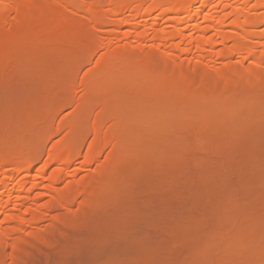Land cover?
<instances>
[{"label":"bare ground","instance_id":"1","mask_svg":"<svg viewBox=\"0 0 264 264\" xmlns=\"http://www.w3.org/2000/svg\"><path fill=\"white\" fill-rule=\"evenodd\" d=\"M260 6L263 8L264 0H106L105 3L103 0H0V70L14 67L13 71L15 70V73H10L12 75H9L13 76V74H15L12 78H23L25 79H22L23 82L26 81L28 86L32 85L29 89H25L28 87L19 83L21 86L25 87L23 88L25 91L21 89L22 92L27 93L31 91V89H35L31 92L39 93V91L36 90L39 85L41 87L45 86V89L49 90L42 95H40L41 92L39 95L31 94L35 96L34 100H30V102L27 103L23 102V104L19 102L21 106L18 104L17 107H15L18 101L13 99L11 100L15 102L13 106L3 102L7 107L0 109V248L8 247V256L11 259H15L19 257V253L24 251V248H29L30 245L27 246L29 243L34 244L33 241H37L36 246H39L41 243L38 241H47L51 236L54 237L52 235V233H56L53 232V229H56L54 226H60L62 224V228H69V226L74 227L76 222L74 224L70 223L74 219L71 217V220H69V216L72 215L74 211V208H72V206H74L73 200L77 194L80 196L86 194L93 196L95 194L94 197L98 202L97 200L93 201L97 204L100 203L99 200H101V202L112 206V208L109 209L114 210L119 208L120 206L113 208L112 203H117V200H119L122 194L124 196L120 199H123V197L124 199L133 197L130 194L129 197H125V193L128 194L129 185H134V182L137 181L135 178L139 176V180L144 173L146 175L150 174L155 176V173H158L160 169L157 168L159 164L156 162H166V157H164V155L166 152L168 154L171 153L172 149L170 147L176 149L178 146V149L180 148L183 150L182 147H186V145L183 146L184 144H182L181 141L186 143V141H184L185 139L188 140L186 137H192L190 135L193 133L194 136L201 134L195 131L193 128L194 125L189 122L190 120L187 119L188 117H184L189 109V112H191V109H201L202 107L204 109H201V111L208 109L211 115L221 118L224 117H222V113L224 112V115L226 113H231V115L234 116H239V114H241L239 116L240 118L245 117L242 116L244 115L242 112H247L248 110L246 108L252 109L250 110L251 112L253 111L251 117L254 111H256V115H260L257 112L263 113L264 95L260 93H256L255 95L251 94V97L248 95L250 98L247 99L246 104L244 103L246 99L242 100V98H240V101L237 98L238 101L243 102L239 104L240 102L235 100L236 96L234 100L231 97L229 98V95H226V92H224L226 90L219 86L220 84H225V86L232 84L238 87V85H242L241 82L243 80H247L246 82H252L250 80H253V82H264V80L262 81V79H264L263 72L257 70V67H259L258 64L264 61V28H257L260 30L255 29L257 23L264 22V10L257 11L256 9ZM72 16H75V21L78 22H74L75 25L73 28L72 26L74 23L71 25V30L68 28L69 26H66L64 23H67ZM46 17L51 21L53 19L61 20L64 22L63 25L66 26L65 28H68L69 31L73 33L63 31L65 29L61 28L63 25L59 27L55 26L60 30L48 29L46 25L43 24ZM198 17L202 19L199 20L200 18L198 19ZM109 19L114 22V24H111L112 26L108 22ZM71 20L74 21L73 19ZM12 21L15 23L17 22L16 24L20 23V25L21 23H30L34 25V27L29 24L33 29L29 28L28 30L31 29L30 31L20 33V29L14 30V28L18 29V26H20L19 24L14 28L10 27V22ZM87 24L90 25L87 28L89 30H86L85 26H88ZM43 25L44 28L42 27ZM107 25H110L112 28L105 29L104 27ZM121 27H126V29L122 31V35H120L123 40H120L121 42L118 41L117 47L114 45L115 47L110 48V46L107 45L110 44V42H108L109 40L106 33L113 31L119 33ZM9 29H13L14 32H11ZM100 29L102 30L101 33H104V36L100 34L99 39L96 40V37L93 36L95 34L91 32H95L94 30L99 31ZM74 33L75 35H73ZM84 34H86V36L89 35L86 37V44L80 43L83 44V47L85 45V47L83 48L77 43L78 45H75L76 47L74 46L75 48L73 50L79 53L78 55L75 54L77 56H73L72 59L61 62L53 59H59V56H54L53 58L50 57V61L46 62L44 60L48 59V57H42L40 56L42 54L37 53V51H39L37 48L42 47L41 45H44V47L52 46L54 48L55 46H53V44H57L61 38L67 39L69 37H75L80 39L78 36L81 35V37H85ZM44 40L46 45L42 43ZM70 41L73 42L75 40L71 39ZM95 41H97L99 47H95ZM147 42L149 44H147ZM144 44L148 47H143L145 46ZM59 45L57 44L56 47L61 48ZM101 46H104V51L102 49L103 52L101 51L100 54L96 53L97 55L94 56L95 60L93 61L98 68H91L92 70L90 69L89 72L82 73V76L78 75L80 78L77 77L76 75L79 70L77 71L75 66L78 64L79 58H86V56L80 52L84 50L85 53L87 48L90 47L88 49L90 52L86 51V54H91L90 56H92L98 48V51H100ZM152 47L158 52L156 53V51H153L154 49ZM147 48H149V50H147ZM151 53L156 55L153 56ZM79 55L82 56L80 57ZM230 56L236 58L234 59L233 57V59H229ZM237 56H239V60ZM60 57L62 59L67 58L65 55ZM223 57H226L227 60H223ZM52 60L55 63H53ZM84 60L85 59L81 58L80 62L84 64ZM232 60L235 61L233 62ZM132 61L134 64L130 63ZM50 62H52V64ZM160 63L165 66V70L162 71V75L159 74V77H156L155 80L150 82L151 79L147 72L148 68ZM255 66H257L256 69ZM261 68L263 69L262 66ZM0 75H2V73H0ZM151 76L154 75L152 74ZM3 77L4 76L1 78ZM36 77L42 78L43 82H38V80L41 81V79H36ZM182 77L186 79L183 80V82L180 81ZM76 78L79 79L76 80ZM176 78H178V81ZM9 79H11V77H8V80ZM3 80L6 81V79ZM76 81L78 83H76ZM13 83H16V81L12 82L11 85H17ZM6 84L7 83H5V85ZM201 84H203L202 86L205 87V90L207 89V91H205L206 93L204 92V95L202 94L203 96L201 95V97L198 98L194 97L196 99L191 100L184 98L188 90H192ZM209 84H211V86ZM75 85L78 86V89L83 91V97L78 100L79 104L76 102L78 105L82 104V107L78 106V109H75V111L79 110L80 113L77 114L74 111V116H80L78 118L82 121L77 123L79 119L76 118L75 123H77V125L75 124V127H73L74 123H72L74 121L70 122L76 132L68 129L65 130L60 120H56V123L53 121L54 116H57L58 110L63 111L62 107L65 105V102L70 100L73 101L72 94L75 92ZM13 87L18 88L17 86ZM218 87L221 90H219ZM0 88L4 87L2 86ZM7 88L8 89H5L6 91L15 90L11 89L10 86ZM144 93H148L147 95L152 93L154 95L156 94V96H152L157 101L153 100L151 103L154 104H152V106L150 105L151 107H149L151 103L144 105L146 103L143 102L144 99H142ZM3 95H5V93ZM3 95H1V97H3ZM186 96L188 97V95ZM6 97H3L1 100H4ZM244 104L246 106L248 104L249 106L246 107ZM240 105H244L242 107L245 108L246 111L241 110L243 108H240ZM81 108H83V110ZM129 111L133 112L131 113ZM135 111L138 112V114H135ZM68 112H66V114ZM75 113L77 115H75ZM130 114L131 116L134 115V117H131ZM162 114L167 116H164L165 118H168L167 121L164 119L166 125L170 123L168 121L172 122L171 124L173 125H171V127L166 128V125L163 126L162 124L164 121L159 122L161 120H159V118ZM246 116L248 117L250 114H246ZM238 118L234 117V119H237L234 123L240 122H236ZM228 119L227 117V120ZM230 119L233 120V118ZM79 123L81 124L80 127L78 126ZM159 123L160 125L162 124L161 127L165 128H161ZM205 123V125H207L206 120ZM167 126L170 125L168 124ZM203 127L200 128V131ZM210 127L207 129L209 130ZM154 128H156L157 131H154L155 133L151 135L150 132H153L152 129ZM207 129L205 126L202 132H205ZM201 137L205 139L203 135ZM202 138L197 139L202 141ZM206 140L209 139L206 138ZM44 141H47L48 147L46 151H43L45 153L42 158L37 155H40L39 153L42 152L41 150H45L44 148L42 149ZM84 141H86L85 147H80ZM189 141H187V143ZM205 143L202 144L198 150H201L204 145H208V143ZM44 146L46 147V145ZM80 148L84 150H80ZM104 148H107L109 151L101 157ZM204 148L205 147L202 149ZM180 149L178 151L181 152L182 150ZM174 151L175 150L172 152ZM180 152L177 153L180 154ZM188 152L191 151L189 150ZM42 153L41 156H43ZM191 154L192 153L189 155ZM142 155L143 157H140ZM184 155H188L186 151ZM173 156L170 154L168 158H174ZM161 157L163 160L160 159ZM177 157H181L183 160L185 159L184 156L182 157L179 155ZM158 159L159 161H157ZM177 160L179 159L177 158ZM36 162H38V164L35 165ZM174 163L175 161L173 160L172 164ZM148 165L150 167L149 170ZM180 166L183 165L181 164ZM180 166H178L179 169L175 168L177 172L183 169V167L180 168ZM175 170L173 169L174 172ZM160 172L158 174H160ZM157 175L156 177H165V174L162 175V172L161 175ZM170 176L169 178H171ZM132 181L133 183H131ZM93 183L97 187L93 186ZM130 190L132 192V189ZM130 190L128 191L129 193ZM132 193H134V191ZM128 200L126 201L128 202ZM120 203L118 205H120ZM86 205L88 206L89 204ZM99 205H102V203ZM124 208L126 209V206H124ZM229 208H231V206H229ZM243 208L245 209V207ZM58 209L61 213L58 212ZM54 210L57 211L55 212ZM99 210H102V208ZM234 210L232 212H235V214L240 211ZM80 212L81 211H79V213ZM82 212L84 211L82 210ZM108 212L110 211H107V213ZM98 213L104 214V212L98 211L97 215L94 214L95 217L92 215L91 217L96 218V216L102 215ZM112 213L114 212H111V214ZM50 215L54 216L52 223ZM47 216H49V218ZM232 216L236 218V215L234 216L233 213ZM46 217L50 219V222H48L49 220L45 222L49 223L48 227L52 226V230L46 229V224L45 228L41 225V222L46 219ZM103 218L105 217H102V219ZM54 219H56V221ZM239 219L243 218L241 217ZM57 220L61 223L58 224ZM78 220L81 219L79 218ZM108 220L109 218L107 221ZM102 221H105V219ZM241 221H246V219ZM241 221L239 220V222ZM258 221L257 219V222ZM80 222L81 221H79V223ZM249 222L252 223L253 221ZM258 223H260V221ZM63 224L67 226L64 225L63 227ZM237 224L239 225L238 222ZM91 226H93V224ZM232 226H236L235 221ZM260 226L261 224H259V227ZM263 227L264 226L261 228ZM227 228L231 227L227 226ZM65 232L64 234H66ZM226 233L229 232L226 230ZM56 235L57 234H55V236ZM78 235L80 234L78 233ZM213 235L214 234H211L214 238L215 235ZM238 235L250 238L254 236H247L242 233ZM238 235L237 238L239 237ZM73 237L70 236L69 238ZM208 238L209 236H207L206 241L204 240L206 244L215 240L212 239L207 243ZM250 238H248L249 241L255 240V237L252 240H250ZM66 239L69 241L68 238ZM263 239L264 238L261 240L257 239L256 242L258 240L262 241ZM229 240L230 242L226 244L224 250L221 247L223 251L226 250L224 253L229 254L231 250L228 251V249L234 246L237 247L239 244L241 245L238 246L239 248L242 247L243 249L250 250L247 252L248 254H244L248 257L251 255H249V253H252V249L254 248L252 247L249 249V247L256 243L254 241V244L252 242H246L245 240H247V238H243L242 242L240 241L241 244L238 240V243L235 240ZM243 240L250 244H247V247L249 246L248 248L244 247L246 243L244 244ZM232 242H235V245ZM47 244L51 243L48 241L41 246H46ZM202 247L204 246L202 245L201 248ZM207 247L208 246H206V248ZM212 247H208V249L205 250H210L209 248L212 249ZM236 247L235 249H237ZM199 248L200 247L194 249H196L197 252ZM215 248L219 249L217 246H215ZM191 249L188 250L192 253V255L189 254V256L193 258V255L196 253L191 252ZM256 249L260 250L259 247H256L254 252H256ZM205 250L202 249V253H204ZM262 250L264 253V249ZM215 251L217 250L213 248V252ZM219 251L221 252V250H218V254ZM209 254H206L207 257H210ZM218 254L212 255L214 257ZM202 256L204 257L205 255ZM199 257L196 256L193 260L197 258L203 259L200 255ZM1 259L2 258H0V261ZM17 259L19 260L20 258ZM217 260L218 258L216 260L213 259L212 262L216 261L220 264V260L226 261L223 258H220L219 261ZM227 260L229 262H232V260L234 261V259ZM235 260L239 263L237 258H235ZM8 261L10 262V260ZM198 261L201 262L202 260ZM228 261L226 263L222 261V263L227 264ZM250 261H252V259H250ZM192 262L193 264L195 263V261Z\"/></svg>","mask_w":264,"mask_h":264},{"label":"rangeland","instance_id":"2","mask_svg":"<svg viewBox=\"0 0 264 264\" xmlns=\"http://www.w3.org/2000/svg\"><path fill=\"white\" fill-rule=\"evenodd\" d=\"M103 2L105 3L106 0H103ZM256 9H257V11H263L264 6H263V8H262V6H260V7H257ZM74 17L75 16L70 17V19L68 18L69 21H71V22L67 21V23L62 22L59 19H57V20L53 19L51 21V20H48V18L46 17L43 24L46 25V27L50 30H60L59 28H56L55 26L59 27V26L63 25V23L66 26H69L68 28H70L74 22L75 23L78 22V21H75L76 18H74ZM200 17H202V16H200ZM200 17H198V19ZM71 19H73L74 21H72ZM201 19L202 18H200L199 20H201ZM108 22L110 25L114 24V22L111 19H109ZM16 23L13 21L10 22V27L14 28L15 26H18V24L20 25V23H18V24H16ZM75 23L73 24L72 28L74 27ZM29 24L30 23H27V24L21 23V25L18 26V29L14 28V30L16 31V30L20 29L19 30L20 33H23L24 31H30L33 28H31V26H30L32 24H30V25ZM67 24H70V25H67ZM44 25L42 26L43 28H44ZM65 25L61 26V28L62 29L65 28L66 27ZM87 25L88 26H85V25L84 26L86 27V30H89L87 28L90 25L89 24H87ZM110 25H107L104 28L105 29L112 28L111 27L112 25L111 26ZM22 26H23V28H22ZM255 26H256V28H255ZM255 26H254V28L256 30L263 29L264 28V22L257 23V25H255ZM32 27H34V25H32ZM2 28H3V26H2ZM26 28H27V30H26ZM29 28H31V29L28 30ZM47 28H45V29H47ZM68 28H65L63 31H65V32L67 31L68 33L69 32L73 33L71 31H69ZM257 28H260V29H257ZM66 29H68V30H66ZM125 29H126V27H121V30L119 31V33L118 32L116 33V31L106 33V36L109 40L108 42H110V44H107V45L110 46V48L115 47V46L117 47L118 41L121 42L120 40H123V38L120 35H122V31H124ZM9 30L11 32H14L13 29L12 30L9 29ZM94 31L95 32H91V33L95 34L93 36L96 37L95 38L96 40L99 39L100 34H102V35L104 34V33H101V31H102L101 29L99 31H97V30H94ZM86 32H88V31H86ZM15 33H19V32H15ZM87 34H89V33H87ZM73 35H75V33ZM84 35H85V37H81V35H79L78 37L80 39L75 38V37H69L67 39L61 38L57 42L58 45L60 44L59 47L61 46V48L56 47V45H57L56 43L53 44V46H55L54 48L52 46L44 47V45H41L42 47L37 48V50H39V51H37V53L42 54V55H40L42 57L43 56L48 57V59L44 60L46 62L50 61V57L53 58L54 56H57V57L59 56V59L58 58L57 59L53 58V59L56 61L59 60L61 62H63L64 60L72 59L73 56H77L79 53L78 51H75L73 49L78 44H79V46L83 47V44H80V43L86 44V39H87L86 37L89 35H87V36H86V34H84ZM73 38H75V39H73ZM81 38H82V41H81ZM71 39L75 40L76 42L70 41ZM76 39H78V40H76ZM74 42H75V44H74ZM95 42L97 44V41H95ZM42 43H45V45H46L45 40ZM96 44H95V47H97L99 45V44H97V45ZM145 44H146V42H145ZM147 44H149V43L147 42ZM84 47H85V45H84ZM92 47H94V46H92ZM103 47L104 46L100 47V51H98L99 50V48H98L96 50L97 52L95 51L94 55H92V56H90L91 54L90 55L86 54V51L90 52L88 50L90 47L87 48L85 53H84V50L81 49L83 51L80 53L84 54L86 56V58L81 57L82 55L81 56L79 55V56L82 59H85L86 61L84 60L83 61L84 64H82V62H80L81 58L78 57L79 61H78V64L75 66L77 68V71L79 70L77 72L78 74L76 73L77 77L82 76V73H84V72H87V71L89 72V70L91 68H94V69L98 68L95 65V63L93 62L95 60L94 56H96L97 54H100ZM143 47H148V46L145 45ZM53 49H55V50H53ZM143 49H145V48H143ZM153 49L152 50L156 51V53L158 52L157 50H155V48H153ZM81 50H79V51H81ZM92 50H95V49H92ZM147 50H149V48H147ZM103 51H104V49H103ZM91 52H93V51H91ZM154 53H151V54L153 56H155L156 54H154ZM61 54L63 56L64 55L67 56V58L65 59L63 57L64 59H62L60 57V56H62ZM75 54H77V55H75ZM233 57L234 56H230L229 59H233ZM237 57L239 60L240 59L239 56H237ZM225 58L223 60L226 61L228 57L226 59ZM235 58L236 57H234V59ZM232 61L234 62L235 60H232ZM52 62L55 63L53 60H52ZM52 62H50V63L52 64ZM130 63L134 64L133 61ZM156 65L148 68L147 72H148L149 78L151 79V80L149 79L150 82L155 80L156 77H159V74L162 75V71L165 70V68H164L165 66H163L162 63L156 64ZM258 65H259V67H257ZM258 65L255 66V69L257 67L258 68L257 70L262 71L264 74V61ZM261 66L263 67V69L261 68ZM13 68L14 67L4 68V69L0 70V73H2V75H0V79H1L0 80V85H1L0 87H2V86L4 87V88H0V93H1V95H3L5 93V95H3V97L8 96V97L4 98V100H1V99H3V97H1V95H0V97H1L0 98V109L3 107H7L6 104H9L10 106L15 105V102L11 101L12 99L15 101H18L17 104L15 105V107H17L18 104H19V106H21V103L23 104V102L27 103V102H30V100H34L35 96H32V95H36V94L39 95L40 92H41L40 95H42L43 93H47L49 91L48 89H45L46 88L45 86L41 87L39 85L38 88H36V90L39 91V93L38 92H35V93L31 92V91H34L35 89H33V90L31 89V91H28L27 93L22 92V91H25L23 89V88H25V87H23L24 85H26V87H28L25 89H29L30 87H32V85L28 86L26 84V81L23 82V80H25L23 78H21V79H20V77L12 78L15 75V74H13V76H10V75H12L10 73H15V70L13 71ZM5 69L7 70V72ZM99 70H101V69H99ZM152 74L154 76H151ZM2 76H4V77L1 78ZM8 77H11V79L8 80ZM39 78L36 77V79H39ZM183 78L184 77H182V79L180 81L183 82V80H186L185 78L184 79ZM3 79H6V81H4ZM40 79H41V81L38 80V82L42 83L43 80H42V78H40ZM78 79L76 78V80H78ZM177 79L178 78H176V80ZM11 80H13V81H11ZM263 80L264 79H262V81ZM15 81H16V83H13V84H17V85H11V83L15 82ZM246 81L243 80L241 82L242 85L241 86L238 85V87L236 85L234 86L232 84L228 85L229 87L225 86V84H220L219 86H220V88L226 90V91H224V92H226V95L228 94L229 98L231 97L233 100H234L235 96H236L235 100H237V98L240 101H241L240 98H242V100L246 99L244 102L245 104H246L247 99H249L252 95H255L256 93H260V94L264 95V82H256V81L253 82V80H250L252 82H246ZM21 82H23L25 84H23ZM5 83H7V84L5 85ZM19 83L22 84L23 86H21ZM41 83H39V84H41ZM76 83H78V82L76 81ZM76 85H78V84H76ZM202 85L203 84H201L200 86L196 85L197 86L196 88H194L192 90L191 89L188 90V92H186V95H188V97L186 95H184V98L187 100L188 99L191 100V99H196L198 97H201V95L205 91H207V89L205 90V87ZM209 85L211 86V84H209ZM8 86H10L11 89H15L17 91H15V90H12V91L7 90L6 91L5 89H8L7 88ZM13 86H17L18 88L13 87ZM208 88H210V87H208ZM220 88H219V90H221ZM226 88H228V89H226ZM21 89H22V91H21ZM79 90L80 89H78V86H76L74 89L75 92L73 91L74 94H72L73 98L70 97L73 100V101L70 100L72 103L70 101L65 102V105L67 104L66 105L67 107L65 105L62 107L64 112L58 110V112L60 113L59 114L56 111L57 116L56 117L54 116V118H53V121L55 123H56V120L57 121L60 120V122L64 126L65 130L68 129V130L76 132L73 129V127H75V124L77 125L78 122L82 121L81 119L78 118L80 116H74L75 109H78V106L82 107V104L78 105L79 104L78 100H80L83 97V91H81V90L79 91ZM80 92H82V93H80ZM143 92H145V91H143ZM6 94H8V95H6ZM9 94H12V95H9ZM147 94L146 93L143 94V98H142V99H144L143 102L147 103V104L145 103L144 105H148L153 100H155L152 96V95H154L153 93L149 94V95H147ZM248 95L249 96L251 95V96L249 97ZM154 96H156V94ZM194 97H196V98H194ZM26 99H28V100H26ZM155 101H157V100H155ZM240 101H238V102H240ZM3 102H5L6 104ZM19 102H21V103H19ZM76 102L78 104H76ZM242 103L243 102H240L239 104H242ZM152 104H154V103L149 104V107H151ZM76 105H77V108H76ZM244 105H240L241 107L240 106L239 107L243 108L242 106H244ZM247 106H249V105L247 104ZM64 107H66V108H64ZM145 107H147V106H145ZM240 108H239V110H240ZM81 109L83 110V108H81ZM201 109H204V108L201 107ZM201 109H198V108L195 110L191 109L192 110L191 112H189L190 111V109H189L188 113H187L188 115L185 114L186 116H184L185 118L188 117L187 119L190 120L189 122L194 125L193 128L195 129V131L196 132L198 131L201 134L196 135V136H194V133L192 135L187 134V135H190L192 137H186V138H188V140L184 138L185 140L184 139L183 140L186 141V143L181 141L182 144H184L183 146L186 145V147H182L183 150L179 148L183 152L178 151L179 150L178 146L176 147V149L170 147L172 149V151L175 150L174 152L171 151V153H170L172 156L174 155L173 156L174 158H168L170 154H168L166 152V154L164 155V157H166V159L164 158L166 162L159 161V159L157 160V161H159V162H156L159 164V165H157V166H159L157 168H160L158 171L159 172L161 171L162 175L165 174V177H163V176L162 177H156V175L159 172L155 173V176L154 175L152 176L150 174L146 175L144 173L145 175L144 174L141 175V178L139 180H138V178H139V176H138L137 178H135V180H137V181H135L136 184L134 182V185L133 184L129 185V190L132 189V192L134 191V193H132L131 190H130V193L128 192L129 190L127 191L128 194L125 193V197L126 196L129 197L130 195L133 197L125 198L126 200L129 199L127 202L124 199V197H123V199H120L122 196H124L122 194L121 197L119 198V200H117V203H115V204L112 203L113 208H117L120 206L119 208L114 209V210L109 209V208H112V206L108 205L107 203L101 202V200H99V202L102 203V205H99L100 203L97 204L96 202H94L95 200H97L94 197L95 194L93 196L90 194H86V195H82V196L77 194V196H75L76 198L74 197V200H76V201L73 200L74 204L72 203L74 205V206H72V208H74V211L72 212V215L69 216L70 217L69 220H71V217L74 220H76V221L72 220L74 222H72V221L70 222L72 224H74L76 222L74 227L69 226V228L68 227L65 228L64 225L65 226H67V225L63 224L64 228H62V224L60 226H54L55 225L54 224L53 226L56 227V229H53V232H56V233H52V235L54 237L51 236L50 237L51 239L49 238L47 241H42V242L38 241L41 243V244L38 243L39 246H36L37 241H33L34 244L29 243L27 246H29V245L30 246L32 245V246L31 247L29 246V248H24L23 249L24 251H22L23 254H22V252L18 254L19 257H17V258H20L19 260L17 258L11 259L8 256V253H9L8 247H3V248L1 247L0 248V258H2L0 261L1 264H191V263L193 264L192 261H195V263L197 262L196 264H205V263H207V264H209V263L210 264L211 263L212 264H214V263L218 264L219 262L218 263L216 261L212 262L213 259L216 260L217 258H218L217 261H219L220 258L221 259L223 258L226 260V261L220 260V262H221L220 264L226 263L228 261L227 259H229V260L234 259V261L232 260V262L228 261L227 264H233V262H234V264L235 263L236 264H248V263H250V264H264V253L262 250V249H264V241H263L264 239L262 240L263 242L260 241L262 238H264V227L261 228L262 226H264V215H263L264 214V117H263L264 112L263 113L257 112L258 114L263 115V116H260V115H256L255 114L256 111H254V113L251 117V114L253 111L251 112L250 110H252V109L246 108L248 110L247 112L240 111L244 114L242 116H245L246 119H245V117L240 118L239 116L241 114H239V116L238 115L237 116L231 115V113H229V114L226 113L224 115L225 112L222 113V117L224 116L226 118H224V117L221 118V117L211 115L210 114L211 112H209L208 109L207 110H208L209 114H208L207 110L201 111ZM241 110L246 111L245 108H243ZM65 111L66 112L70 111L72 113L68 112L66 114ZM75 112L77 114L80 113L79 110H77ZM81 112H83V111H81ZM129 112H131V111H129ZM249 112H251V113H249ZM76 113H75V115H77ZM232 113H234V112H232ZM135 114H138V112H136ZM246 114L247 115L250 114V116H248L249 118L246 116ZM130 116H131V114H130ZM164 116L165 115L162 114V116L159 118V120L161 119L159 122L164 121L162 123L163 126L166 125L165 120L166 121L168 120V118H165L167 116H165V117ZM218 116H221V115H218ZM131 117H134V115ZM162 117H164V118H162ZM184 117H182V118L185 119ZM211 117H213V118H211ZM227 117L229 118L228 120H231L230 118H233V120L228 121ZM234 117H236V118L239 117L240 120L238 118V121H236V122H239V121L240 122L234 123L235 120H237V119H234ZM70 118H72V119H70ZM76 118L79 119V120H77V123H75ZM217 118H220V119H217ZM0 119H1V115H0ZM207 119H209V120H207ZM205 120L207 122V125H205L206 124ZM72 121H74V122H72ZM192 121H194V122H192ZM203 121H204V123H203ZM70 122L74 123L73 127L71 126L72 123H70ZM168 122H170V123H167V125L169 124L170 126L166 125L165 126L166 128L171 127V125H173V124H171L172 123L171 121H168ZM203 124H204V127H203ZM208 124H210V125H208ZM238 124H239V126H238ZM159 125H160V123H159ZM161 125H160V127H161ZM78 126L80 127L81 124L79 123ZM78 126H77V128H78ZM205 126H206V129L209 128L210 126L211 127L209 130L207 129L205 132H202V131H204L203 129H205ZM165 127H161V128H165ZM201 127H203V129H201V131H200ZM217 128H219V129H217ZM152 130H153V132H150L151 135L157 131L156 128H154ZM207 131L209 134L207 133ZM202 133H204V134H202ZM195 134H197V133H195ZM202 135H203V137H205V139L201 137ZM193 137H195V138H193ZM196 137L199 139L202 138L201 139L202 141L206 140V138L209 139V140L205 141L206 143H208V145L207 146L204 145L203 146V147H205L204 149H202L203 148L202 147L201 150H198L200 148V146L202 144H204L205 142L200 141ZM164 140H165V137H164ZM187 141H189V142L187 143ZM43 143H44V145H46V147L44 145H42V149L43 148L45 149V150H41L42 152L46 151V148L48 147L47 141H44ZM210 143H212V144H210ZM85 145H86V141L83 142L82 146H80V145L79 146L84 148ZM185 148H187V149H185ZM80 150H84V149L80 148ZM103 150H104V152H103V154H101V157H103L104 154H106V152L109 151L107 148L106 149L104 148ZM184 150L186 151V154H188V155H184V153H185ZM189 150L191 152H188ZM42 152H40L39 153L40 155H37V156L43 158L44 157L43 154L45 152H43V153ZM177 152H180V154H178ZM41 153L43 156H41ZM101 153H102V151H101ZM190 153H192L193 156H192V154L189 155ZM179 155L182 157L184 156L185 159L183 160V158L177 157ZM185 156H187L189 158H187ZM140 157H143V155ZM177 158L179 160H177ZM186 158H187V160H186ZM160 159H162V157ZM173 160L175 161L174 164H172ZM36 164H38V162H36L35 165ZM181 164L183 166H180ZM178 166H180V168L183 167V169L182 170L180 169V171L177 172V170H175V168L179 169ZM149 169H150V167L148 165V170ZM167 169H169V170H167ZM173 169L175 170V172L173 171ZM162 170H164L165 172ZM182 171H184V172H182ZM161 172L157 176L161 175ZM170 172L171 173L174 172V173L171 174ZM175 173H176V175H175ZM166 174H167V176H166ZM169 176L171 178H169ZM151 177L152 178L155 177L156 179L154 178L153 180H151L152 179ZM133 181H134V179H133ZM133 181L131 183H133ZM94 183H96V182H94ZM94 183L92 184L93 186H95ZM137 185H138V187H137ZM99 186H100V184H99ZM95 187H97V186H95ZM219 199H221V200H219ZM221 201H223V202H221ZM97 202H98V200H97ZM216 202H218V203L220 202V203L218 204ZM90 203H92V204H90ZM119 203H120V205H118ZM229 203H231V204H229ZM86 204H89V205L87 206ZM107 205H108V207H107ZM89 206H90V208H89ZM124 206H126V209L124 208ZM229 206H231V208H229ZM243 207H245V209ZM101 208H102V210H99ZM104 208H106V209H104ZM79 209H81V210H79ZM82 210L84 212H82ZM103 210H106V211H103ZM127 210H129V211H127ZM233 210L234 211L240 210L241 213L239 211L238 212L239 214L238 213L235 214V212H232ZM54 211L56 212L57 210H54ZM77 211H78V214H77ZM79 211H81V212L79 213ZM98 211L104 212V214L98 213V214H102V215H98L101 217L96 216V218H94L95 217L94 214L97 215ZM107 211H110V212H108L109 214L107 213ZM122 211H124V212H122ZM58 212L61 213L59 209H58ZM92 212H94V213H92ZM111 212H114V213L111 214ZM231 212L234 214V216L236 215V218L234 217L235 219L233 218ZM124 214H126V215H124ZM57 215H59V214H57ZM91 215L94 217H91ZM111 216H113V217H111ZM47 217L49 218V216H47ZM47 217H46V219H44L41 222V225L43 226V228H45V224H46V229L52 230V228H51L52 226L48 227L49 223H46L48 220H49L48 222H50V219H47ZM102 217H105V218L102 219ZM241 217L243 219H239ZM50 218H52V220H51V223H52L54 216L50 215ZM79 218L81 220H78ZM108 218H109V220L107 221ZM115 218H117V219H115ZM119 218H121V219H119ZM244 218L246 219V221H241V220H245ZM261 218H263V219H261ZM104 219H105V221H102ZM257 219L260 221V223H258L259 221L257 222ZM54 220L56 221V219H54ZM236 220L239 223V225L237 224ZM239 220L241 222H239ZM79 221H81V222L79 223ZM234 221H235L236 226H232V225H234ZM249 221H253V222L251 223ZM57 223L59 224L61 222L59 220H57ZM91 223L93 224V226H91L92 225ZM110 224H112V225H110ZM259 224H261L260 227H259ZM96 225L98 228L96 227ZM106 225H108V226H106ZM216 225H218V226H216ZM229 225H231V226H229ZM227 226L231 227V228H227ZM216 228H219V229H216ZM211 229H213V230H211ZM221 229H223V230H221ZM225 229L229 233H226ZM236 229H238L240 232ZM64 232L66 234H64ZM237 232H239V233H237ZM78 233L80 235H78ZM240 233L247 235V236H251V235H254V236L253 237L251 236V238L250 237H243V235L242 236L238 235ZM55 234H57V235L55 236ZM211 234H214L215 237L213 238L211 236ZM237 235L241 239L239 237L237 238ZM255 235H257V236H255ZM66 236H68V237H66ZM70 236H72V237L75 236V237L69 238ZM207 236H209V238L212 237L210 239L208 238L207 243L212 239H215V240H213L211 243L209 242L208 244H206L205 241L207 240ZM242 237L247 238V240H248V238H250V240H252L255 237V240H253L254 242H256L257 239H260L255 243V245H253L254 244L253 241L245 240L246 242H252L253 243V244H251L253 246H250V247L248 246L249 249L254 247L252 249L253 252L249 253V255L251 254L249 257L245 256L246 255L245 253L249 252L250 250L243 249L242 247H240L241 248L240 249L238 246H241V245H239V244L237 247L234 246L235 242H232L234 245H231L234 247H232L231 249H228V251L231 250V252L229 254L224 253L226 251V250L223 251L224 247L226 246V244L228 242H230L229 239H232V241L235 240L236 242L238 240L240 243V241L242 242V239H243ZM66 238H68L69 241H67ZM70 239L72 242L70 241ZM196 240H198V241H196ZM48 241L51 244H47L46 246L45 245L41 246L44 243L46 244ZM223 242L225 243V245ZM243 242H244V240H243ZM246 242H244V244ZM259 243H261V244H259ZM198 244H200V245H198ZM201 244L205 248L204 247L201 248V246H202ZM205 244L208 247H212L214 244H216V245H214L212 247V249L209 248L210 250H205V249H208V247L206 248ZM247 244L248 243H246V246H244V245H242V246L248 248ZM262 244H263V246H262ZM196 245H198V246H196ZM209 245H212V246H209ZM248 245H250V244H248ZM192 246H196V247H192ZM215 246H217V248H219V249H216ZM198 247H200V248L197 249L198 251L196 252V249H194V248H198ZM221 247L223 250L221 249ZM235 247L237 249H235ZM256 247H259L260 250L256 249L255 250L256 252H254V249ZM213 248H214V250H217V251L213 252ZM233 248H234V250H233ZM189 249H191V252L198 254V255L194 254L195 256L193 255V258H195L196 256L199 257V255L201 257H203L202 255H205V256L203 257V259L197 258L196 260H193V258H191L189 256V254L192 255V253H190L188 251ZM193 249H194V251H193ZM202 249L205 250L204 253H202L203 252ZM200 250H201V252H200ZM218 250H221V252L219 251V254L217 253ZM245 250H248V251H245ZM6 253H7V255H6ZM253 253H255V254H253ZM206 254H209L210 257H207ZM212 254H218V255H215L213 257ZM226 254H228V255H226ZM231 255H232V257H231ZM6 256L8 257V259ZM3 257H4V260H3ZM215 257H217V258H215ZM241 257H242V259H241ZM205 258H207V259H205ZM235 258L238 259L239 263H237V260H235ZM244 259H246V260H244ZM250 259H252V261H250ZM8 260H10V262ZM198 260H200V261L202 260V261L199 262ZM208 261H209V263H208ZM222 261L224 263H222Z\"/></svg>","mask_w":264,"mask_h":264}]
</instances>
